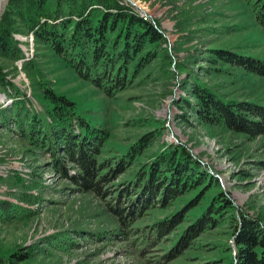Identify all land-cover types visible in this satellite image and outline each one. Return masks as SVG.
Here are the masks:
<instances>
[{
	"label": "rangeland",
	"instance_id": "rangeland-1",
	"mask_svg": "<svg viewBox=\"0 0 264 264\" xmlns=\"http://www.w3.org/2000/svg\"><path fill=\"white\" fill-rule=\"evenodd\" d=\"M7 1L0 0V19ZM119 1L159 28L164 36L162 51L167 53L161 52L124 91L109 97L82 81L20 25L14 37L24 55L0 56V72L23 92L25 106L39 114H44L46 103L43 86L72 98L79 115L108 131L98 158L119 156L149 131L155 133L154 141L139 157L141 162L167 144H184L229 194L236 209L259 218L264 226V136L248 137L202 125L192 116L188 122L181 115L189 112L179 104L182 97L191 99L183 86L194 79L222 98L264 104L263 76L209 61L212 49L218 48L264 60V27L256 20L251 2ZM10 100L0 90V104ZM8 126H0V201L18 207L12 219L0 218V255L22 248L30 256L20 264H151L170 246L171 240L164 241L140 256L132 236L98 238L96 233L118 227L106 200L60 177L51 169L48 153L30 145L12 123ZM135 169L120 174L113 183ZM168 211L152 210L133 226L150 224ZM233 249L232 228L226 218L168 264H231Z\"/></svg>",
	"mask_w": 264,
	"mask_h": 264
},
{
	"label": "trees",
	"instance_id": "trees-1",
	"mask_svg": "<svg viewBox=\"0 0 264 264\" xmlns=\"http://www.w3.org/2000/svg\"><path fill=\"white\" fill-rule=\"evenodd\" d=\"M247 1L264 27V0ZM19 25L32 32L33 40L46 45L79 79L109 97L129 88L161 52L167 56L159 28L119 0H8L0 19V56L24 55L14 37ZM212 52V64L222 62L264 77V60L260 58L222 48ZM184 83L191 97L179 101L189 112H182L184 120L190 122L192 116L202 125L220 126L248 137L264 136L263 103L222 98L197 79ZM0 90L11 99L0 104V126L8 128L12 123L30 145L50 155L49 165L60 177L78 190L106 200L118 227L96 233L98 238L132 236L131 243L140 256L171 240L164 253L149 262L168 264L227 218L234 243L231 264H264L261 220L237 210L229 194L184 144H167L141 162L139 157L154 141L155 133L149 131L119 156L98 158L108 131L79 115L72 98L43 86L46 103L42 115L25 106L23 92L1 72ZM134 166L130 176L113 183ZM190 192L192 195L176 206ZM16 207L1 200L0 218L12 219ZM157 209L169 211L150 224L133 226ZM171 233L174 238L168 236ZM29 256V251L21 248L0 255V264H20Z\"/></svg>",
	"mask_w": 264,
	"mask_h": 264
}]
</instances>
